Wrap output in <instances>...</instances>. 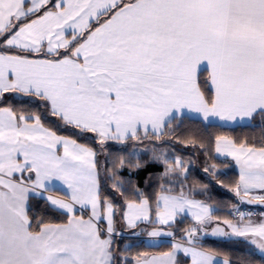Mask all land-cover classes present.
<instances>
[{
    "label": "snow or ice",
    "instance_id": "obj_1",
    "mask_svg": "<svg viewBox=\"0 0 264 264\" xmlns=\"http://www.w3.org/2000/svg\"><path fill=\"white\" fill-rule=\"evenodd\" d=\"M6 93L30 107H0V264H133L114 248L117 214L133 237L168 238L167 251L135 264H232L202 234L244 238L264 261V213L237 208L221 221L185 184L183 158L162 147L182 142L186 122H264V0H0V104ZM60 128L102 147L147 145L150 158L133 147L101 169L96 148ZM200 148L239 168V204L264 205V141L220 133ZM149 163L163 167L152 193L131 178ZM204 172L223 183L216 164Z\"/></svg>",
    "mask_w": 264,
    "mask_h": 264
},
{
    "label": "trees",
    "instance_id": "obj_2",
    "mask_svg": "<svg viewBox=\"0 0 264 264\" xmlns=\"http://www.w3.org/2000/svg\"><path fill=\"white\" fill-rule=\"evenodd\" d=\"M6 102V104H0L3 106H12L16 109H28L30 106L19 101L26 98H13ZM34 110V109H33ZM47 123V121H45ZM224 133L238 140L247 139L250 142L260 143L264 141V122L256 119L251 125L233 126V127H212L205 131V129L197 124L186 122L185 125L178 130L177 135L180 141L177 143L175 138L166 137L169 143L163 144L162 147L167 150L170 154L178 155L183 158L185 165L188 167L187 180L185 184L194 189L199 193L195 198L204 200L206 203L212 205L218 211L215 213L216 216L223 219H233V215H229L232 212L233 206L238 204L239 197H236L232 188L235 182L239 180L238 172L232 167L233 162L229 159L218 158L210 159L204 151L200 148L201 142H206V138L211 135ZM58 134L68 136L77 139L78 142L88 143L90 146L96 148L98 152V160L101 169L105 166L111 168L113 162L119 157H127L129 153L133 151V147L136 148L137 152L140 153L141 159L144 161L149 160L150 154L145 153L144 149L147 145H132L127 146L120 145L117 142L109 141L105 146H101L94 141V134H79L78 130L72 128H60ZM87 137V139H85ZM126 148V150H125ZM212 156H216L215 152H212ZM227 160L228 166L225 167L223 161ZM216 164L217 173L219 179L223 183H218L209 173L204 172V168L208 165ZM163 171V167L149 163L147 167L134 171L131 174V178L134 183L138 184L142 189L148 193H152L156 189L155 179L149 180V177H156ZM121 174L125 179L129 178V169L127 167L121 170ZM146 181H148L146 183ZM111 181L106 182V193L110 194L114 199L115 205L119 208L123 205V198L117 193L113 192L110 187ZM149 183L151 187H149ZM206 186V187H205ZM53 222H63L65 217L60 216L56 212H51L48 217ZM190 219L184 221L180 225L181 228L187 227L190 224ZM116 231H124L127 236L114 237V248L117 254L127 255L128 259L135 264V259L140 254H159L162 251L168 250V245L165 242H161L159 245H150L146 240L139 237H133L130 230L123 228V222L120 220L119 214L116 216L115 223ZM147 236V235H141ZM201 243L204 248L213 251L218 256L228 258L232 261V264H264V261L260 260V255L253 245L240 238H229L224 237H206L201 238ZM131 245L130 248L125 251L126 246ZM255 253V255H252Z\"/></svg>",
    "mask_w": 264,
    "mask_h": 264
},
{
    "label": "built area",
    "instance_id": "obj_3",
    "mask_svg": "<svg viewBox=\"0 0 264 264\" xmlns=\"http://www.w3.org/2000/svg\"><path fill=\"white\" fill-rule=\"evenodd\" d=\"M236 207L232 209V213H233V217L234 218H239L238 217V213L236 211V209L238 208L239 211H244L246 214L248 212H252L253 215L252 217H261V213H264V207H258V206H251V205H247V204H236ZM121 231H118L117 233H120ZM117 237H123V236H127L126 232H123V236L121 235H116Z\"/></svg>",
    "mask_w": 264,
    "mask_h": 264
},
{
    "label": "crops",
    "instance_id": "obj_4",
    "mask_svg": "<svg viewBox=\"0 0 264 264\" xmlns=\"http://www.w3.org/2000/svg\"><path fill=\"white\" fill-rule=\"evenodd\" d=\"M5 96L6 97H13V98H22L21 96H19V95H17V94H14V93H6L5 94ZM231 127H233V126H231ZM219 158H224V159H229V160H231V158L230 157H228V158H225V157H219ZM232 161V160H231ZM233 162V165H232V167L238 172V175H239V168L237 167V166H235V163H234V161H232ZM261 217H251V219H253V220H259ZM190 219V218H189ZM237 218H233V220H236ZM214 226H215V224H213ZM214 226H212V227H214ZM123 228H126L125 226H124V224H123ZM120 231V230H119ZM121 232H124V231H121ZM204 235L202 234L201 235V238H204L203 237ZM206 237H208V235L206 236ZM225 239H229V238H236V237H224ZM152 238H146V240H147V243L151 240ZM166 239H168V238H163V241H166ZM240 239H244V238H240ZM153 242V241H152ZM162 241H159L158 242V238H157V240H155L154 241V243H151L150 245H158L159 243H161ZM149 257H151V256H156V255H158V254H147ZM221 260H223L224 259V257H221V256H218Z\"/></svg>",
    "mask_w": 264,
    "mask_h": 264
},
{
    "label": "rangeland",
    "instance_id": "obj_5",
    "mask_svg": "<svg viewBox=\"0 0 264 264\" xmlns=\"http://www.w3.org/2000/svg\"><path fill=\"white\" fill-rule=\"evenodd\" d=\"M221 221H222V220H221ZM234 221H235V220H234ZM212 226H214V225H212ZM212 226H211V227H212ZM221 226H223V225H221ZM211 227H209V228L207 229L208 232L211 231ZM206 236H207V235H204L203 237L206 238ZM140 237H141L142 239L144 238L145 240H146V238H148L147 236H140ZM166 240H167V239H166ZM152 241H153V242H152ZM154 241H155L154 239H151V240L148 242V244L154 243ZM146 242H147V240H146ZM162 242H164V241H162ZM159 244H160V243H159ZM159 244H158V245H159Z\"/></svg>",
    "mask_w": 264,
    "mask_h": 264
},
{
    "label": "water",
    "instance_id": "obj_6",
    "mask_svg": "<svg viewBox=\"0 0 264 264\" xmlns=\"http://www.w3.org/2000/svg\"><path fill=\"white\" fill-rule=\"evenodd\" d=\"M247 205L264 207V205H259V204L255 203V202H254L253 204H247ZM210 232H211V231H210ZM210 232H209V233H210ZM208 237H216V238H218V237H220V236H212V235L209 234Z\"/></svg>",
    "mask_w": 264,
    "mask_h": 264
}]
</instances>
